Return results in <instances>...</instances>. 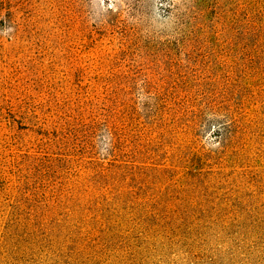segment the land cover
I'll return each instance as SVG.
<instances>
[{"label":"rangeland","instance_id":"374dc122","mask_svg":"<svg viewBox=\"0 0 264 264\" xmlns=\"http://www.w3.org/2000/svg\"><path fill=\"white\" fill-rule=\"evenodd\" d=\"M0 264H264V0H0Z\"/></svg>","mask_w":264,"mask_h":264}]
</instances>
